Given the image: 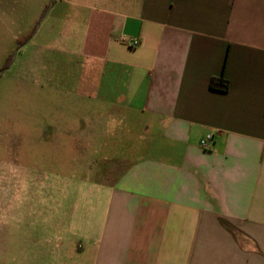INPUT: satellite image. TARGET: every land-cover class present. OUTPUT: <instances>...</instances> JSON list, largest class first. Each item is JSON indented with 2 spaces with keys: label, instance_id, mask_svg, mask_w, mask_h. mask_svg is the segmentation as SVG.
Listing matches in <instances>:
<instances>
[{
  "label": "crops",
  "instance_id": "1",
  "mask_svg": "<svg viewBox=\"0 0 264 264\" xmlns=\"http://www.w3.org/2000/svg\"><path fill=\"white\" fill-rule=\"evenodd\" d=\"M47 21L33 66L75 70L61 131L99 177L76 206L35 194L17 260L264 264V0H55Z\"/></svg>",
  "mask_w": 264,
  "mask_h": 264
},
{
  "label": "rangeland",
  "instance_id": "2",
  "mask_svg": "<svg viewBox=\"0 0 264 264\" xmlns=\"http://www.w3.org/2000/svg\"><path fill=\"white\" fill-rule=\"evenodd\" d=\"M53 3L0 0V174L7 170L8 176L17 179L15 187L10 178L5 180L12 190L0 202V264H31L29 255L17 260L15 240L19 224L27 227L29 235L25 216L35 194L37 202L45 199V186L40 184H49L47 204L61 203L63 189V206H76L82 180L92 184L99 177L92 173L100 166L92 159L82 166L77 151L66 147L61 131L67 117L77 124L76 115L83 110L77 93L84 87L75 78V70L58 66L51 78L50 73L43 69L36 72L33 66L34 60L45 57L51 39L45 27ZM107 119L102 118V124ZM52 126L56 128L50 129ZM72 137L75 139L76 133H71ZM65 167L70 181L61 182L56 176L60 178Z\"/></svg>",
  "mask_w": 264,
  "mask_h": 264
},
{
  "label": "flooded vegetation",
  "instance_id": "3",
  "mask_svg": "<svg viewBox=\"0 0 264 264\" xmlns=\"http://www.w3.org/2000/svg\"><path fill=\"white\" fill-rule=\"evenodd\" d=\"M9 178H10V182L13 181V186L15 187L14 183L17 182L16 177L8 176L7 170H3V172L0 174V194H1L0 202H1L2 196H4V199L7 198L9 196L10 191L12 190V186H10V185L7 186L6 183H5V180H7ZM48 185H49L48 183H47V185H45V182L43 184H40V186H42V187L45 186L44 187L45 190L42 192L43 193V197L45 198V199H43L44 200L43 204H47L48 195H47V190L46 189L49 187ZM18 191L20 192V189ZM33 203H34V199H33ZM2 207H3V205H2ZM25 217L29 221L30 220V212H28L27 216H25Z\"/></svg>",
  "mask_w": 264,
  "mask_h": 264
},
{
  "label": "trees",
  "instance_id": "4",
  "mask_svg": "<svg viewBox=\"0 0 264 264\" xmlns=\"http://www.w3.org/2000/svg\"><path fill=\"white\" fill-rule=\"evenodd\" d=\"M210 89L222 93H227L229 90V81L226 80L223 76L214 77L210 81Z\"/></svg>",
  "mask_w": 264,
  "mask_h": 264
},
{
  "label": "built area",
  "instance_id": "5",
  "mask_svg": "<svg viewBox=\"0 0 264 264\" xmlns=\"http://www.w3.org/2000/svg\"><path fill=\"white\" fill-rule=\"evenodd\" d=\"M138 41L137 40H131L130 44L132 46H138ZM215 144V136L213 134H208L206 135L201 141H200V146L203 149H209Z\"/></svg>",
  "mask_w": 264,
  "mask_h": 264
}]
</instances>
